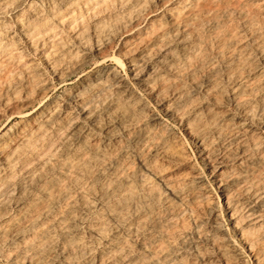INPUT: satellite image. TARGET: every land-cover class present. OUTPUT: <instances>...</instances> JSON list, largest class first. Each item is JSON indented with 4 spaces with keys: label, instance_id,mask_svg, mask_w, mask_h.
Masks as SVG:
<instances>
[{
    "label": "bare ground",
    "instance_id": "obj_1",
    "mask_svg": "<svg viewBox=\"0 0 264 264\" xmlns=\"http://www.w3.org/2000/svg\"><path fill=\"white\" fill-rule=\"evenodd\" d=\"M75 1H63V11L57 4L53 8L47 5L49 11L45 14L43 12L47 10L41 12L40 7L37 9L29 3L25 9L24 0H0V13L5 9L17 11L15 25L21 36L31 41L30 47L32 42L51 39L55 49L48 46L51 52L47 51L49 59L44 60L54 61L55 67L64 63L62 69L66 66L69 72L65 70L70 73L82 67L84 60L79 57L80 52L78 57L71 54L62 58L61 51L68 49L63 50L64 43L59 41L62 39L56 38L59 34L54 33L53 22L78 28V31L74 30L77 31L75 38L86 40L87 26L78 14L79 8L75 10L76 15L70 11L77 7ZM110 1L117 3L119 8L128 5L130 11L123 8L128 11L127 16L120 14L122 17H119V13L113 12L116 16L112 17V13L108 21H94L96 24L91 30L101 40L111 39L113 31L119 32L120 28L134 30L145 12V3L147 5L145 0H85L87 11L81 7L93 16L95 12L104 13L113 6ZM160 1L165 10L163 19H155L149 22L151 24L147 23L146 28L138 30L132 44L123 48V55L141 54V48L148 46L150 49L146 47L147 52L139 55L140 61L147 62L170 47L169 52L163 53V65L169 74L151 72V76L147 75L149 78L143 77L144 87L163 100L168 94L172 96L173 100L170 99V105L166 102L165 108L173 116L175 114L186 132L195 138L201 147L200 153L215 162L210 171L219 177L220 194L215 198L202 191L198 182L200 176L197 178L193 170L184 172L178 168L184 158L179 146L174 145L163 131L166 128H154L153 118L150 120L149 114L143 113L145 109L141 111L137 103L132 102V95L127 94L119 76L114 77L112 72L108 77L115 78L111 79L116 90L108 93L112 87L110 90L106 87L108 94L98 100L99 108L89 111L86 116L95 125L93 128L100 131V116L105 115L107 125H119L127 141L110 146L107 140L116 132L112 133V128V132L108 131L107 127L104 132L107 142L92 144L88 134L82 131L81 123H74L71 114L60 109L57 103L44 114L30 118L32 126L30 122L21 125L16 141L0 143V255L7 263L218 264L219 261L220 264H242V252L221 233L218 203L229 219L235 239L251 257L249 260L253 264H264V140L258 133V128L264 126V81L259 78L261 73L256 75L259 68L254 59V55L264 56V0H181L174 4H169V0ZM4 26L0 22V74L4 73L3 81L0 79V104L11 106L9 102L16 100L29 105L31 95L41 94L48 83L40 80L44 76H39L42 72L35 68L34 62L24 61L26 57L11 41L12 34L7 37L8 32L1 33ZM168 27L170 32L172 29L171 34L166 30ZM84 44L89 46L87 42ZM113 60L121 65L122 60ZM216 61L223 63L221 74ZM134 65L136 69L141 64ZM12 68H17L20 73H15ZM36 69L40 73L37 74ZM97 84L101 83L95 86ZM18 87L24 89V95L19 94L20 90L16 91ZM7 91H11L12 100L5 98ZM82 93L85 91L77 90L74 99L79 100ZM229 98L233 100L235 112L249 124L236 120L225 110L224 104ZM81 100L78 103L83 108L79 109L86 111L87 104ZM15 110L8 113L21 116V112ZM130 153L136 157L137 165L131 160ZM202 213L211 216V225L204 227L206 217L204 221L200 217ZM188 239L210 247L218 261L201 262L210 258V251L206 247L198 252L196 245ZM188 247L197 251L195 255L191 254L195 257L190 260L186 254Z\"/></svg>",
    "mask_w": 264,
    "mask_h": 264
},
{
    "label": "rangeland",
    "instance_id": "obj_2",
    "mask_svg": "<svg viewBox=\"0 0 264 264\" xmlns=\"http://www.w3.org/2000/svg\"><path fill=\"white\" fill-rule=\"evenodd\" d=\"M30 1H32V2H30ZM42 1V2H41ZM44 0H24V8L26 9V6H32V7H36L37 6V9H38V7H40V11L42 12V11H44V10H47V11H44L43 13H45L46 14V12H48L49 10H48V7L50 6V8L52 7H54V6H56V4H57V7H59V8H61L62 9V11L64 10L63 9V5H62V3H63V1H66V0H63V1H59V0H51V2H50V0L48 1V2H50V4L47 2V0H45L44 2H43ZM75 1V0H74ZM77 1V2H76ZM75 2H76V6L77 7H75V9L73 10H70L71 12H72V14L73 15H76V11H78V10H76V8L78 9L79 8V10L80 11H78V14L83 18V23L87 26V30H88V32H87V30H86V34L88 35V37H86L85 36V38H86V40H85V42H84V40L83 41H78L76 38H75V32H77L78 31V28H75V27H73V29L71 28V27H68L67 25H66V23L64 24H58L57 22H53V26L55 27H53L54 29H56V30H54L53 29V31H54V33H55V35H57V34H59L56 38L59 40V39H62V40H59V41H62L61 42V44L62 43H64L63 44V50L64 49H68V51L67 50H64V51H61V55H62V58H63V56L65 55V56H71V54L73 55H76L77 56V54H80L79 55V57L81 58V59H83L84 61H82L81 63H83L84 62V64H83V66H82V64H81V66L82 67H80L79 66V68H75L74 70L75 71H72V72H70V73H68L69 71L67 70V68H66V66H65V68H66V70L68 71H66L65 70V68L64 69H62L64 66H63V64L64 63H60L59 65H57L56 67H55V65H56V63H54V61H53V63H52V61H47V60H44L47 56H49V52H51V50H50V48L53 50V49H55L54 47H53V45H52V43H51V39H49V38H45V39H42V40H40L39 42H37L36 44H35V42H32V46L30 47V45H31V41H28V40H25L24 39V37L23 36H21V33H20V30H19V28H18V26H16L17 24L15 23V21H16V18H15V16H17V14H16V10H11L10 11V9H7V11H6V9H5V12L4 13H0L1 15H0V19H3V20H0V22H1V24H3V26H4V24L8 21V20H6V19H9V23H8V26L10 27L11 26V28L9 29V27H7V24H5L6 25V27L4 26V28L2 29V34H3V31L5 30V33L6 32H8V33H6L7 34V37H8V35H11L10 37L12 38V40L11 41H14V43H15V45H16V47H18L17 48V50H18V52H21L22 51V55L24 56V57H26L25 59H24V61L25 62H29V60H30V62L29 63H31L32 64V62H34L35 64H33V65H36L35 66V68H38L39 70H40V72H42L44 75H42V73H40L39 71H38V69H36V72H37V74L38 73H40L39 74V76L41 77V76H44V77H42V78H40V80H42L43 79V82L44 83H48V84H46L47 85V87H46V89L41 93V94H33V95H31V104L29 103V105L28 104H25L23 101H21V102H17L16 100L14 101H12V103H11V101L9 102L10 104H12L11 106H3L2 104H0V140H1V138H3L1 141H0V143H3V142H6V143H13L14 142V139H15V141H16V139H17V136H19V132L22 130L21 128L24 126V124H27V122L29 123L30 121H31V119L32 118H34V117H38V116H40L42 113L44 114V111L45 110H49V108L50 107H52V105L54 106V104H57V103H59V108L60 109H62L63 110V108H64V112L65 111H67V113L70 115L71 114V118H72V120H73V118H74V123H81L80 125H81V128H82V131L85 133V134H88V136H89V138H90V141L92 142V144L93 143H96V141L97 142H103V141H105V142H107V141H109V142H107V143H109L110 144V146L111 145H113V144H115L116 142V144H118V143H120L121 144V142L122 141H127L128 139H126L127 137L126 136H124V133H122V131H120V127H119V125H115V124H111V126H108L107 124H108V122H107V120L106 119H108L105 115L103 116V115H101L100 116V118H101V120H99V124L101 125L102 124V126H101V130L100 131H97V130H95V128H93V126L95 127V125H93V123L91 124V120L90 119H88V116H86V115H89L90 114V112H92L91 110H93V109H97V108H99V101L98 100H100V99H103V97H105L108 93H113L115 90H116V84H115V82L112 80V79H114L115 80V78H112V77H108V76H110V73H111V76H112V72H114V77L116 76V78L118 77V79L121 81V82H123V84H124V87H126L125 88V90H126V92H127V94L129 95V94H131L130 96H131V100H132V102H134V103H137L136 105L138 106V107H140L139 109L142 111L143 110V108L145 109V110H143V113H144V115H147V114H149V115H147V116H150L149 118H150V120H152V118H153V124H155L154 125V128L156 127H159L160 129H164V128H166L167 130H163V131H165L167 134L166 135H168V137L169 138H171V141L174 143V145H176L177 147L179 146V149L181 150V152H182V154H183V163L180 165V166H178V168H180L181 169V171H186V170H189V171H187V172H191V170H193L192 172L194 173V174H196L197 175V178L199 177V179H198V182H199V186H200V188H202V191H206V192H209L208 194H210L211 196H213V197H217V195L216 194H220L219 193V189H218V186H219V183H218V176H217V174L216 173H214V172H211L212 171V165H214L215 164V162L214 161H212V160H210L209 158H207V156H205L204 155V153L203 152H201L200 153V149H201V147H199V145H198V142L195 140V138L194 137H192V135L187 131L186 132V130H185V128H184V124L182 123V125H181V122L180 121H178L179 120V118L174 114V116H173V113H171L168 109L166 110V106H167V104L168 105H170V103H171V101L173 100L171 97V95L170 94H168V95H166V97H165V99L163 100L162 98H160V97H154V95L155 94H153L154 92H151V91H149V89H148V87H144L145 85V83H144V81H145V79L144 78H149L151 75H152V73L154 72V71H157V73H162V74H164V75H167V74H169L168 72V70H165V69H167V68H164V65H163V63H164V59H165V57H164V55H163V53L165 54V52L167 53V52H169L168 50H169V48H165V49H163L162 50V52L160 53V54H155V56H153V58L151 59V61H147V62H145V61H140V57H139V55H142V52L143 53H146L147 52V50H149L150 48H148V46H146L147 47V50H146V47L145 46H143L142 48H141V54H140V52L137 54H129V55H123V48H126V47H128V45H130V44H132V42H133V40L135 39V37H136V32L138 31V30H142V29H144V28H146V24L147 25H149V24H151V23H149V22H153V20H155V19H158V18H160V19H163L162 18V16H164V13H165V10H164V8H162V2L160 1V0H145L146 2H147V5H146V3H145V5H144V9H145V12H146V9H147V14L144 12V13H142V15L143 14H145V15H141L140 17H139V20L140 21H138L139 23H137V27L134 29V30H129L128 29V27H125V28H120L119 26H116V27H119L120 28V31L118 32L117 30H114L113 31V33L115 34L116 33V35H114V34H112V37H111V39H113V40H111V39H105V40H101V38H99L97 35V33L96 32H94V30H91V28L94 26L95 27V22L94 21H98V19L99 20H104V21H108L109 19H111L112 17H114V16H116L114 13H119L118 15H119V17H122V16H124L123 14H126L125 16H127V13H128V11H130L128 8V5H126V8L125 7H122V6H120V8H119V6H118V4L116 3H112L111 1V3L113 4V6H108L109 8L103 13V12H97V14H96V12H95V15H93V16H91V14L90 13H88V12H84V11H87L85 8H86V6H85V3H84V1L85 0H83V3H80L82 0H76ZM181 0H169V4H172V2H173V4L174 3H176V2H180ZM263 1V0H262ZM34 2H35V4L36 3H38L39 5H35L34 4ZM61 2V3H60ZM28 3H29V5H28ZM52 3V4H51ZM55 3V4H54ZM32 4H34V6L32 5ZM54 4V5H53ZM83 4V5H82ZM26 5V6H25ZM48 5V7H45V6H47ZM116 5V6H115ZM132 5V4H131ZM43 6V7H42ZM81 6H83L84 7V9L81 7ZM118 6V7H117ZM130 6V5H129ZM45 7V8H44ZM148 7V8H147ZM23 8V7H22ZM23 8V9H24ZM42 8H44V9H42ZM49 8V9H50ZM82 8V9H81ZM111 8H113V9H111ZM116 8V9H115ZM119 8V9H118ZM123 8H125V9H127V10H124ZM24 9V10H25ZM42 9V10H41ZM118 9V10H117ZM0 10H1V8H0ZM2 10H4V9H2ZM8 10H9V12H8ZM51 10V9H50ZM76 10V11H75ZM84 10V11H83ZM112 10V11H111ZM122 10H124L123 12L124 13H122L121 11ZM70 11H69V13H70ZM126 11V12H125ZM148 11H149V13H148ZM1 12V11H0ZM65 12V11H64ZM64 12H62V13H64ZM114 12V13H113ZM15 15H14V14ZM66 13V12H65ZM112 13H113V16H112ZM14 16H13V15ZM67 14V13H66ZM71 14V13H70ZM77 14V15H78ZM106 14L108 15V17L106 18ZM120 14H122V16L120 15ZM78 15V16H79ZM84 15V16H83ZM86 15V16H85ZM112 17H111V16ZM117 15V16H118ZM88 16H89V19H88ZM104 16V17H103ZM158 16V17H157ZM8 17V18H7ZM14 17V19H12V18ZM67 17V16H66ZM86 17V18H85ZM91 17V18H90ZM93 17V18H92ZM101 17V18H100ZM11 18V19H10ZM97 18V19H96ZM104 18H106V20L104 19ZM124 18V17H123ZM141 18V19H140ZM84 19H85V21L86 22H84ZM4 20H6L5 21V23H4ZM15 20V21H14ZM88 20V21H87ZM14 21V22H13ZM3 22V23H2ZM90 22V23H89ZM11 24V25H10ZM16 24V25H15ZM14 25H15V27H14ZM64 25V26H63ZM93 25V26H92ZM145 26V27H144ZM93 27V28H94ZM116 27H115V29H116ZM7 28V29H6ZM67 28H71V29H67ZM92 28V29H93ZM168 29H170L169 27L166 29L167 31H168V33H172V29H171V32H170V30H168ZM8 30V31H7ZM17 30V31H16ZM69 30V31H68ZM71 30V31H70ZM74 30H77V31H74ZM57 31V32H56ZM60 31V32H59ZM59 32V33H58ZM70 32H71V34H70ZM4 33V34H5ZM3 34V35H4ZM74 34V36H72ZM95 34H97V35H95ZM9 37V38H10ZM134 37V38H133ZM10 38V39H11ZM132 38V39H131ZM17 39V40H16ZM46 40V41H45ZM51 40V41H50ZM77 41V42H75V41ZM99 42H98V41ZM16 41V42H15ZM27 41H28V43H27ZM102 41V42H101ZM104 41V42H103ZM132 41V42H131ZM246 41V40H245ZM17 42L19 43L18 45H20V46H18L17 45ZM30 42V43H29ZM42 42V44H40ZM48 42H50L51 44V46L49 45V43ZM78 42H80L79 43V45L81 46V47H79V45L77 44ZM83 42V43H82ZM87 42V45H89V46H84L85 44L84 43H86ZM107 42H109V43H107ZM131 42V43H130ZM20 43H22V44H20ZM34 43V44H33ZM66 43V44H65ZM98 43V44H97ZM106 45H105V44ZM27 44H29V46L27 45ZM39 44V45H38ZM84 44V45H83ZM100 44H101V46H100ZM104 44V45H103ZM127 44V45H126ZM25 45V46H24ZM41 45V46H40ZM42 45H43V47H42ZM104 46V48H103V46ZM126 45V46H125ZM33 46H34V48H33ZM50 48H49V47ZM82 46L84 47V50H83V48H82ZM98 46L99 47H101V49L100 48H98ZM107 46V47H106ZM21 47V49H19ZM46 47V48H45ZM87 47H90V49H88ZM95 47H97V48H95ZM145 47V48H144ZM172 47H174V45L172 46ZM33 50H32V49ZM38 48V49H37ZM85 48H86V50H85ZM34 49H35V52H34ZM45 49H49V50H45ZM96 49H99V50H96ZM104 49V50H103ZM142 49H145L144 51L142 50ZM168 49V50H167ZM172 49V48H171ZM44 50V52H42ZM83 50V51H82ZM90 50V51H89ZM100 50H103V52L102 53H100L99 51ZM32 51V52H31ZM47 51H49V52H47ZM65 51H66V53H65ZM98 51V52H97ZM34 52V53H33ZM39 52V53H38ZM69 52V54H67ZM72 52V53H71ZM80 52V53H79ZM97 52V53H96ZM26 53V54H25ZM47 53V55H44V54H46ZM43 54V55H42ZM83 54V55H82ZM27 55V56H26ZM41 55V56H40ZM254 55V54H253ZM84 56H86V57H84ZM258 55H254V59H255V65L256 66H258L257 67V69L259 68V70H257V74L256 75H258V73H261V75H263L262 76V79H261V75L259 74V78H260V80H262V81H264L263 79V77H264V56L262 57V56H258ZM78 57V56H77ZM259 57H261V58H259ZM85 58V59H84ZM119 59L120 61L122 60V62H120L121 63V65L119 66L118 64H115V63H117L116 62V60H113V59ZM27 59H29V60H27ZM40 59H42V60H40ZM47 59H49V57H47ZM65 59V58H64ZM160 59V60H159ZM214 59V58H213ZM27 60V61H26ZM85 60H87V61H85ZM156 60H159V61H157L156 62ZM259 60V61H258ZM46 61V62H45ZM133 61V62H132ZM163 61V62H162ZM262 61H263V63H262ZM48 62V63H47ZM85 62H87V63H85ZM162 62V63H161ZM258 62V63H257ZM52 63V64H51ZM133 63V64H132ZM134 63L137 65V64H141V65H138L139 67H137L136 69H135V65H134ZM143 63V64H142ZM147 63V64H146ZM152 65H151V64ZM159 63H161V65H159ZM50 64V65H49ZM55 64V65H54ZM150 66H149V65ZM258 64V65H257ZM45 65H47V66H45ZM51 65H54V67L56 68H54L53 66H51ZM66 65V64H65ZM118 65V66H117ZM134 65V66H133ZM142 65H144V66H142ZM216 66H217V70L219 71V73L221 74V73H223L222 72V70L221 69H223V71H224V67L222 66L223 65V63H219V62H217L216 61V64H215ZM220 65H221V67H220ZM50 66V67H49ZM132 66V67H131ZM160 66H162V68L160 67ZM47 67V68H46ZM51 67H53V68H51ZM122 67V68H121ZM147 69H146V68ZM152 67V68H151ZM219 67V68H218ZM223 67V68H222ZM51 68V69H50ZM139 68H140V71H139ZM153 68H154V70H153ZM155 68H156V70H155ZM50 71H49V70ZM55 70V73H53L54 71L53 70ZM159 69V70H158ZM12 70H15L14 68H12ZM18 71V69L16 68V70L14 71L15 73H20V72H17ZM59 71H62V73H65L66 75H67V77H65L66 75L65 74H62L61 72V74H58L59 73ZM162 71V72H161ZM115 72L117 73V74H115ZM152 72V73H151ZM165 72V73H164ZM150 73H151V75H150ZM2 74H4L3 72H2ZM2 74H0V79H1V77H3L2 76ZM70 74V75H69ZM146 74V75H145ZM11 75H13V73H11ZM62 76V75H64V77H60V76ZM147 75H150V76H147ZM58 76V77H57ZM97 76V77H96ZM141 76V77H140ZM145 76V77H144ZM97 79H96V78ZM103 77H104V79H103ZM144 77V78H143ZM60 78L61 79H63V80H60ZM94 78V79H93ZM110 78V79H109ZM112 78V79H111ZM45 79V80H44ZM59 79V80H58ZM85 80H87V81H85ZM94 80V81H93ZM99 80V81H98ZM107 80V82H105V81ZM112 80V81H111ZM124 80V81H123ZM141 80H142V82H141ZM144 80V81H143ZM1 81H3L2 79H1ZM47 81V82H46ZM83 81H84V83H83ZM101 81H103V83L101 82ZM111 81V82H110ZM87 82V83H86ZM90 82V83H89ZM101 83L99 86H101V87H99L98 86V84H97V86H95L96 85V83ZM113 82V83H112ZM224 82V81H223ZM81 83H82V85H81ZM105 84V85H104ZM77 85V86H76ZM87 85V86H86ZM94 87H93V86ZM102 85H104V86H102ZM108 85V86H107ZM84 86V87H83ZM86 86V87H85ZM92 86V87H91ZM75 87V88H74ZM89 87H91L90 89H88ZM97 87V88H96ZM109 88V90H110V87H112L111 88V91H105V89L106 90H108L107 88ZM73 88V89H72ZM81 88V89H80ZM83 88V89H82ZM95 88L96 89H98V90H95ZM93 89H94V91H93ZM148 89V91H146ZM20 90V91H19ZM77 90H83V92L85 91V93L83 94H81V95H83V96H81L80 97V99L79 100H77L76 98L74 99V94L77 92ZM104 90V91H103ZM16 91H19V94H22V95H24V93H23V91H24V89L22 88V87H18V90H16ZM73 91V92H72ZM87 91V92H86ZM93 91V92H92ZM97 91H99V92H102V94L101 93H99V92H97ZM113 91V92H112ZM69 92V93H68ZM108 92V93H107ZM18 93V92H17ZM71 93V94H70ZM88 93V94H87ZM3 94H5V93H3ZM11 91L9 92V91H7L6 92V95H5V98L6 99H10V100H12L13 98H11L12 96H11ZM90 94V95H89ZM35 95V96H34ZM36 95H38V96H36ZM41 95V96H40ZM88 95V96H87ZM170 95V96H169ZM71 96V97H70ZM90 96V97H89ZM98 96V97H97ZM135 96V97H134ZM87 97H89V98H86ZM23 98V97H22ZM70 98V99H69ZM84 98V99H83ZM91 98H96V99H94V101L91 99ZM72 99V100H71ZM82 99V100H81ZM90 99V100H89ZM136 100V101H134V100ZM155 99V100H154ZM157 99H159V100H157ZM170 99H172V100H170ZM33 100V101H32ZM70 100V101H69ZM74 100V101H73ZM77 100V101H76ZM83 101V103L88 107V109L85 111V110H83V109H79V108H83V106H81L80 105V103H78L79 101ZM95 100H97L96 101V103H95ZM165 101V102H164ZM170 101V102H169ZM52 102V103H51ZM61 102V103H60ZM72 102H74V103H72ZM138 102H139V104H138ZM167 102V104H165ZM26 105V106H24V104ZM82 103V102H81ZM83 103H82V105H83ZM90 103V104H89ZM225 103L226 104H224V108H226L225 110L226 111H228L229 113H231L233 116H234V118L236 119V120H238V121H240V120H242L241 122L242 123H247V124H249V122L247 121H244L243 120V118H242V116L238 113V112H235L236 110H235V108L233 107V100L231 99V98H229V100L227 101H225ZM62 104H64V105H62ZM78 104V105H77ZM90 106H92V107H90ZM166 106H165V105ZM18 105V106H17ZM20 105H21V107H20ZM28 105V106H27ZM49 105V106H48ZM51 105V106H50ZM58 105V104H57ZM63 107H62V106ZM95 105V106H94ZM16 107V110H17V112H21V116L20 115H11V114H9V113H13L14 112V110H15V108L14 107ZM68 106V107H67ZM23 107V108H22ZM25 107V108H24ZM46 107H48V108H45ZM95 107V108H94ZM166 107V108H165ZM18 108V109H17ZM21 108V109H20ZM42 110H40V109ZM70 108V109H69ZM232 108H234V110L232 109ZM9 109V110H8ZM12 109V110H11ZM20 109V110H19ZM71 109H73V110H71ZM15 110V111H16ZM80 110H82V113H81V111ZM10 111V112H9ZM11 111H13V112H11ZM90 111V112H89ZM145 111H146V114H145ZM9 112V113H8ZM84 112V113H83ZM88 114H87V113ZM169 113H171V114H169ZM24 114V115H23ZM30 114H31V116H30ZM38 114V115H37ZM73 114V115H72ZM84 114V115H83ZM151 114V115H150ZM8 115V116H7ZM10 115H11V117H10ZM35 115V116H34ZM23 116H29L28 117V119H25V118H22ZM33 116V117H32ZM14 117V118H13ZM83 119V117L86 119H88V120H85V119H81V118ZM176 117V118H175ZM31 118V119H30ZM105 118V119H104ZM29 119H30V121H29ZM157 119V120H156ZM177 119V120H176ZM25 120H27L26 122H25ZM100 121H103L102 123L100 122ZM161 121V122H160ZM23 122V123H22ZM72 122V121H71ZM156 122V123H155ZM90 123V124H89ZM165 123V124H164ZM180 123V124H179ZM163 124V125H162ZM21 125H22V127H21ZM30 125L32 126L33 124L30 122ZM160 125V126H159ZM30 126V127H31ZM115 126H118V127H115ZM162 126V127H161ZM164 126H166V127H164ZM183 126V127H182ZM109 129H108V128ZM84 128V129H83ZM113 129V132L111 131L112 129ZM159 128H157V130L159 129ZM106 129H108V131H111L112 133H114V132H116L117 133V131H119L117 134L115 133V135L113 134L112 135V137H111V139H112V141H111V139L110 140H107L106 139V137H105V135L104 134H106V133H104V132H107V130ZM111 129V130H110ZM116 129H118V130H115ZM9 130V131H8ZM18 130H20V131H18ZM85 130H86V132H85ZM104 130H106V131H104ZM16 131H17V133H16ZM63 131L65 132V129H63ZM91 131V132H90ZM258 133H260V135H261V137H262V139L264 140V126L263 127H261V128H258ZM169 132V133H168ZM15 133V135H13ZM123 135H122V134ZM4 134V135H3ZM94 134V135H93ZM11 135V136H10ZM187 135H189L190 137H188ZM96 136V137H95ZM171 136V137H170ZM118 137H123V139L121 140V139H119ZM192 137V138H191ZM12 138V139H11ZM97 138V139H96ZM99 138V139H98ZM100 138L102 139V141L100 140ZM118 138V139H117ZM7 139H8V141H7ZM93 139V140H92ZM105 139V140H104ZM173 139H174V141H173ZM98 140H100V141H98ZM107 140V141H106ZM117 140V141H116ZM119 140H120V142H119ZM94 141V142H93ZM113 142V143H112ZM127 143V142H126ZM176 143V144H175ZM197 143V144H196ZM130 155H131V160L137 165V160H136V157H134V155H132V153H130ZM185 159V160H184ZM136 160V161H135ZM183 165H184V167H183ZM190 167V168H189ZM211 167V168H210ZM178 168H177V170H178ZM182 169H184V170H182ZM211 170V171H210ZM214 173V174H213ZM215 177V178H214ZM218 177V178H217ZM217 178V179H216ZM216 179V180H215ZM216 181V182H215ZM203 185V186H202ZM218 185V186H217ZM204 187V188H203ZM206 187V188H205ZM203 189H205V190H203ZM212 193V194H211ZM214 198V199H215ZM216 207H218L219 208V206H218V203H216ZM217 208V212L219 213L218 214V219L219 218H221V219H219L218 221H221L220 222V226H221V233H223L224 234V236H225V238H227V240H230V242L231 243H233V246L235 247V248H237V250L238 251H241L242 253H241V262H243L242 264H253V262H252V260H249V259H251V257L249 256V255H247V253H245V251L244 250H242V248H241V246H240V242H238L236 239H235V234H234V232L232 231V229H231V227L229 226L230 225V222H229V219H228V217L225 215V213H224V211H221V209L219 208L218 209ZM203 214V213H202ZM201 214V218L204 220L205 219V217H206V221H205V223H206V225H204V227H207V226H209V225H211V221H212V218H210L211 216H208V215H205V214H203L202 215ZM90 219V218H89ZM88 219V220H89ZM210 220V221H209ZM209 223V224H208ZM225 225V226H224ZM223 231V232H222ZM229 237V238H228ZM232 239V240H231ZM189 241L191 240V243H192V245L194 246V245H196V249H197V251L199 250L200 251V249H205L206 247V250L207 251H210V247L208 248V246L207 245H205V244H201L200 242V244L198 243V241L197 240H194V239H188ZM198 244H199V246H198ZM202 245V246H201ZM193 249V250H192ZM196 249H194V247H188L187 248V250H186V254L189 256V257H187V259L189 258V260L190 259H193L195 256V252H197V251H195ZM3 250H5V249H3ZM189 250H192V251H189ZM198 251V252H199ZM210 253H211V251H210ZM191 254H194L193 256L191 255ZM2 255V254H1ZM0 255V264H9V263H7L6 261H5V259H2L3 257ZM191 255V256H190ZM210 255V258H204L203 260H201V262H203V263H207L208 262V260L210 259V261L211 260H217L218 261V259H216L217 258V256H216V253L215 252H212L211 254H209ZM212 255V256H211ZM249 257V258H248ZM59 260V258L57 259V261ZM215 261H214V263H215ZM218 264H220L219 263V261H218Z\"/></svg>",
    "mask_w": 264,
    "mask_h": 264
}]
</instances>
